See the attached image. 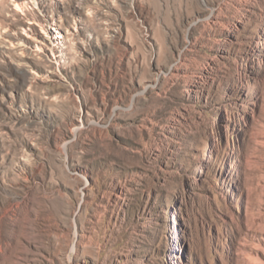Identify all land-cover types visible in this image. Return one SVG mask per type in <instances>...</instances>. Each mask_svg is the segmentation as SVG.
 <instances>
[{
    "label": "rangeland",
    "instance_id": "obj_1",
    "mask_svg": "<svg viewBox=\"0 0 264 264\" xmlns=\"http://www.w3.org/2000/svg\"><path fill=\"white\" fill-rule=\"evenodd\" d=\"M0 264H264V0H0Z\"/></svg>",
    "mask_w": 264,
    "mask_h": 264
}]
</instances>
